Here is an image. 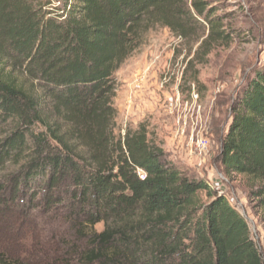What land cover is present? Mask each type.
Segmentation results:
<instances>
[{"label":"trees","instance_id":"1","mask_svg":"<svg viewBox=\"0 0 264 264\" xmlns=\"http://www.w3.org/2000/svg\"><path fill=\"white\" fill-rule=\"evenodd\" d=\"M209 8L0 0V172L16 168L0 179V203L13 195L62 214L75 264H264L225 195L178 168L144 126L116 133V73L158 26L189 38L207 23L210 39L227 41ZM220 161L264 210V68L236 92Z\"/></svg>","mask_w":264,"mask_h":264},{"label":"rangeland","instance_id":"2","mask_svg":"<svg viewBox=\"0 0 264 264\" xmlns=\"http://www.w3.org/2000/svg\"><path fill=\"white\" fill-rule=\"evenodd\" d=\"M204 1L221 19L228 40L210 39L207 23L189 38L160 26L149 31L116 73V133L123 137L128 128L144 126L178 168L225 195L247 220L264 260V210L253 198L254 185L245 177L226 178L220 161L236 92L264 68V0ZM201 138L209 144L204 157L196 150ZM14 171L9 166L0 179ZM68 229L62 214L7 195L0 203L3 264H75L73 245H79L67 238Z\"/></svg>","mask_w":264,"mask_h":264},{"label":"built area","instance_id":"3","mask_svg":"<svg viewBox=\"0 0 264 264\" xmlns=\"http://www.w3.org/2000/svg\"><path fill=\"white\" fill-rule=\"evenodd\" d=\"M141 80H143V77L140 76L138 79H137V83L141 82ZM208 149H209V144L206 140H204L203 138L199 139L197 142H196V150L198 152V154L201 156V157H204L207 155V152H208ZM139 176L141 179H145V174L143 172H140L139 173Z\"/></svg>","mask_w":264,"mask_h":264}]
</instances>
